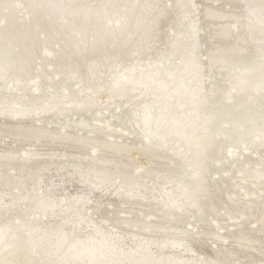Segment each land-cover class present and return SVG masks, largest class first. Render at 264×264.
<instances>
[{"label":"rangeland","instance_id":"1","mask_svg":"<svg viewBox=\"0 0 264 264\" xmlns=\"http://www.w3.org/2000/svg\"><path fill=\"white\" fill-rule=\"evenodd\" d=\"M24 6L0 0V34H10L12 20L30 35L21 47L11 40L16 60L0 70L6 253L24 264H264V249L236 241L261 229L256 244H264V180L242 179L264 158L252 143L264 130L223 139L227 100H264V0H46L27 16ZM41 8L46 19L35 24ZM235 20L243 41L222 42L233 47L222 63L207 26L234 29ZM60 31L65 37L55 38ZM229 70L228 85L212 88ZM210 114H220L211 147L158 125L167 117L193 133L196 115ZM18 125L41 132L21 137ZM235 183L245 185L254 212L234 201ZM130 211L148 222L171 215L188 236L128 225ZM200 227L225 238L206 239Z\"/></svg>","mask_w":264,"mask_h":264},{"label":"bare ground","instance_id":"2","mask_svg":"<svg viewBox=\"0 0 264 264\" xmlns=\"http://www.w3.org/2000/svg\"><path fill=\"white\" fill-rule=\"evenodd\" d=\"M6 3V0H4ZM10 2H16L19 6L21 5H26L24 6L25 13L24 15H29L30 12H37L36 9H38L40 6H35L41 3H45L46 0H41L38 2V0H7ZM45 10L43 8H41V10L39 11V14L35 19H34V23L38 24V22L42 21L43 19H46L44 16ZM214 16V12H211L209 10H207L206 12V17H208V19L210 17ZM5 16H2V19H4ZM236 19H238L236 17ZM233 28L230 25H226V26H222L220 28H211L207 26V31L206 34H208L209 37L212 38L214 44H217L215 47V54L214 55H220L222 63H225L224 57L223 55H226V53H229L230 51L233 50V47H226L222 45V42L226 41L227 39L230 38L231 39H235V41L237 42H242L243 40H240V37H243L241 34V30L238 27V21L235 20L233 23ZM11 30L9 35L6 34H0V46L3 45L5 47H3L2 49H0V70L4 67V65H6L7 67L11 68L10 62L16 60L14 55H15V50L14 47H12L11 45V40H14L17 42L16 46H23L24 44H26V42L29 40L28 38L30 37V35L22 33L20 29H18L17 25L15 23H13V21L11 20ZM53 25H55L54 20L50 21L49 19V27L51 28ZM34 27V26H32ZM31 27V28H32ZM15 30V31H14ZM25 31V30H23ZM210 33V35H209ZM221 35V36H220ZM230 35V36H229ZM40 39L44 36L43 35H39ZM228 38H225V37ZM37 37V36H36ZM65 37V35L63 34V32H59L55 38L58 39H63ZM232 37V38H231ZM42 38V39H43ZM238 45H236V47H238ZM43 51L44 53H49L50 55H46L47 59H50L52 57L51 51L47 48L44 47ZM215 57V56H214ZM217 61V60H216ZM23 63V64H22ZM18 64H22V65H26L25 62H19ZM226 66V64H224ZM37 68V70H41V65L40 63H37V65L35 66ZM208 70H212V69H216V64H215V60L211 61L210 63H208L207 66ZM141 74H143V72H141ZM230 74V70L228 71V73H225L222 77H219L215 80L210 81L212 84V88H219L223 85H228L227 83L229 82L228 80H230L229 75ZM123 78H125V76H123ZM119 80L121 81V79L119 78ZM234 88L236 87V85H233ZM232 95L237 94V92H232ZM234 99H229V101L227 100V105H228V112H225L224 115H226L227 117H229L231 119V121H227L226 126H227V132L225 135V137L223 138L225 141L224 142H228L230 139H232V137L234 136L236 131H242L241 133L244 135H248L251 136L253 134L254 131L256 130H264V111L262 112H256V114L252 113L251 115L246 113L247 111L249 112L250 110H246V108H256L259 109L263 104H264V100H261V98L259 96H246L242 95L238 96L236 95L235 97H233ZM207 111H210V107L205 108ZM224 113V112H223ZM221 112V114H223ZM248 114V115H247ZM251 116L249 119L245 120V117L247 116ZM196 119H195V124H194V128L195 131H192L193 133H189L188 129H186V127L180 126V125H176L175 123H171L169 124V120L167 117H161L160 121H158V125L161 126L162 128L168 127V129L170 131L175 132V134L188 138L189 141H191L194 145L197 146H202V147H211L213 144V139L214 137L211 136L210 131H211V125L212 123L214 124V120H217V118H220V114H218V116H214L212 114L210 115H206V116H200V115H196ZM99 126H102V128H105L111 132L116 131V129H114L112 126H110V124H102V123H98ZM169 125V126H167ZM14 132H16L15 134L21 136V137H32L35 135H39V132H41V130L38 131H33V129L28 128L27 126H21L18 125L16 126V128L14 127ZM41 129V128H39ZM126 130V129H124ZM43 132V131H42ZM64 134H67L69 132L64 131ZM113 134V133H112ZM111 134V135H112ZM92 142L94 145V148L97 149V144L101 142V138L100 135L97 133H94V136L92 138ZM249 142L248 139L242 140V144L243 143H247ZM253 144L256 145L257 148H264V134L263 137L252 142ZM79 144V143H78ZM225 144V143H224ZM81 145V144H80ZM106 149V148H105ZM107 150V149H106ZM232 158L235 159L237 158V155L235 153L232 154ZM231 158V159H232ZM233 159L231 161H233ZM235 161V160H234ZM221 165V164H220ZM234 165L237 168H241L242 167V163L238 164L237 161L234 162ZM223 166V164L221 165ZM245 177H248L250 179H253V182H257L260 179L264 180V158L258 159L257 164L255 166H253L250 170V172L248 173V176H243L242 179H245ZM255 180V181H254ZM192 179L189 180H185V184L186 187L188 188H194V184L192 182ZM245 181V180H243ZM233 190H234V194L236 195V197L234 198L236 204L238 203V205L241 206H247L250 208V210H252L254 212L256 205L255 203L251 202L249 200V194L248 191L246 190V187L244 184L242 183H235L234 185H232ZM239 207V206H237ZM237 210V209H235ZM234 210V212H235ZM237 212V211H236ZM128 215H130V219H128L127 223L128 225H132V226H139V225H143L145 229L147 230V233H150L151 231H155L157 233L160 232H164L166 230H171L172 235L176 236V239H180L187 237V231H189L187 228H181L179 225L178 220L169 217L171 215H167V216H163V217H156L152 218L153 220L150 219V221H146L144 217H146L145 215L141 214V213H137V212H128ZM262 221V220H261ZM263 222V221H262ZM261 222V223H262ZM126 223V221H125ZM191 224V223H190ZM264 225V222L262 223ZM211 225H214L215 228L218 230H220V225L218 224L217 221H213L211 223ZM256 226V225H255ZM196 227V226H195ZM254 227V226H253ZM257 227V226H256ZM197 228V227H196ZM215 229V230H216ZM211 231L208 229H202L201 227L199 228V233L200 236L203 235V237H205L206 239H224L225 236L221 233H219L218 231ZM244 231V230H243ZM241 231L239 233V235L237 236V240L239 243H243L247 246L250 247H259L258 249H264V244L261 245H257V241L260 237V234L262 232L261 229H255L253 230V234L251 236H249L246 232ZM202 234V235H201ZM0 264H24L22 263L21 260H17L15 258H13L9 253H6L5 251V247L2 243H0Z\"/></svg>","mask_w":264,"mask_h":264},{"label":"water","instance_id":"3","mask_svg":"<svg viewBox=\"0 0 264 264\" xmlns=\"http://www.w3.org/2000/svg\"><path fill=\"white\" fill-rule=\"evenodd\" d=\"M219 1H221V0H219Z\"/></svg>","mask_w":264,"mask_h":264}]
</instances>
